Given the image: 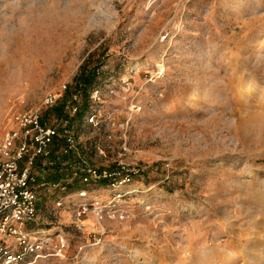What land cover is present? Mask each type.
<instances>
[{
    "label": "rangeland",
    "instance_id": "374dc122",
    "mask_svg": "<svg viewBox=\"0 0 264 264\" xmlns=\"http://www.w3.org/2000/svg\"><path fill=\"white\" fill-rule=\"evenodd\" d=\"M85 60L133 192L97 191L102 226L41 199L53 249L25 264H264V0H0V135Z\"/></svg>",
    "mask_w": 264,
    "mask_h": 264
},
{
    "label": "built area",
    "instance_id": "2783aa9c",
    "mask_svg": "<svg viewBox=\"0 0 264 264\" xmlns=\"http://www.w3.org/2000/svg\"><path fill=\"white\" fill-rule=\"evenodd\" d=\"M71 89L64 83L46 93L39 107L15 111L0 135V264H25L53 249L54 235L37 226L41 199L59 194L54 201L63 208L66 197L77 196L69 203L76 209L75 225L83 227L87 216L101 225L111 208V200L97 195L99 189L108 188L113 198L133 192L121 193L136 173L122 159L134 151L128 143L130 119L104 124L95 108L100 86L86 94L82 89L68 93ZM86 97L90 104L85 107ZM88 128L93 136L85 142L83 130ZM56 240L58 253L65 256L64 234Z\"/></svg>",
    "mask_w": 264,
    "mask_h": 264
},
{
    "label": "trees",
    "instance_id": "16d2710c",
    "mask_svg": "<svg viewBox=\"0 0 264 264\" xmlns=\"http://www.w3.org/2000/svg\"><path fill=\"white\" fill-rule=\"evenodd\" d=\"M89 60H85L80 65V70L78 74L74 77L75 84L72 85L74 91L82 89L86 94L88 90L96 85L98 79V66H91ZM69 90L68 93H71L72 90ZM85 107L89 105L88 97L85 98L84 102ZM83 113H81L82 115Z\"/></svg>",
    "mask_w": 264,
    "mask_h": 264
}]
</instances>
